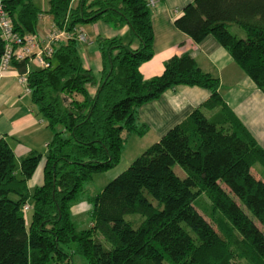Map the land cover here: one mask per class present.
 <instances>
[{
  "label": "trees",
  "instance_id": "1",
  "mask_svg": "<svg viewBox=\"0 0 264 264\" xmlns=\"http://www.w3.org/2000/svg\"><path fill=\"white\" fill-rule=\"evenodd\" d=\"M148 1L47 0L53 31L69 37L53 44L49 68L29 69L27 87L51 139L44 156H27L17 167L0 138V264H56L70 258V243L87 264H264V180L255 168L264 171V150L221 97L218 79L189 54L143 78L139 67L153 57ZM0 4L14 32L36 34L43 12L34 0ZM96 21L127 26L139 43L132 49L120 37H98L99 81L83 67L76 38L78 26ZM173 25L195 43L213 37L264 94V0H193ZM233 25L244 35L233 34ZM4 47L0 36V61ZM26 66L11 61L19 74ZM177 86L210 96L100 193L85 195L84 183L119 164L126 135L146 133L139 108ZM42 157L43 183L30 191ZM200 196L212 207L207 218L195 208ZM81 197L91 224L77 230L71 208Z\"/></svg>",
  "mask_w": 264,
  "mask_h": 264
},
{
  "label": "crops",
  "instance_id": "2",
  "mask_svg": "<svg viewBox=\"0 0 264 264\" xmlns=\"http://www.w3.org/2000/svg\"><path fill=\"white\" fill-rule=\"evenodd\" d=\"M192 1L154 0V6L150 8L153 57L141 64L139 71L144 79L158 76L169 58L189 54L201 71L218 79L221 97L264 150V94L256 88L213 37L207 36L200 43H195L173 25L174 20L181 16L184 6ZM84 25L87 26L77 27V30L82 31L86 37V41L79 44V54L83 67L91 70L97 81L101 79L102 74L101 59L95 44L98 37L105 39L120 37L124 43H131L132 49L139 46L138 41L132 38L127 26L113 28L103 21ZM54 29L51 17L43 12L38 19L36 34L43 37ZM33 66L35 67L34 64L29 63L30 68ZM94 90V88L91 89L90 93H94ZM209 96L210 92L206 89L177 86L167 90L157 100L142 105L138 110V118L139 122L145 125L146 133L143 136L126 135L122 152L125 153L128 141H132L134 147L138 144L135 148L137 153L142 152L147 144L156 143ZM0 138H5L9 143L17 167L27 156L35 153L44 156L51 139L47 123L35 114L30 94L17 81L13 68L0 77ZM142 139H145V142L140 144ZM134 147L128 149L129 155ZM129 165L130 163L128 164L126 160H120L115 168L95 175L100 177L101 181L109 182L123 173ZM43 166L44 157L41 158L35 172L27 182L29 190L42 185ZM90 210L91 206L86 198L81 197L71 208V214L74 220L87 214L89 218Z\"/></svg>",
  "mask_w": 264,
  "mask_h": 264
},
{
  "label": "built area",
  "instance_id": "3",
  "mask_svg": "<svg viewBox=\"0 0 264 264\" xmlns=\"http://www.w3.org/2000/svg\"><path fill=\"white\" fill-rule=\"evenodd\" d=\"M154 6V0L148 1V7ZM0 36L4 42V52L0 61V77L12 70L11 61H27L26 72L19 74L15 71L17 81L25 87V91L30 93L27 87V78L29 73V63L36 68L46 69L50 67V59L53 54V44L61 39H67L69 36L64 32L51 31L40 37L36 34H26L20 36L13 31L10 18L7 16L0 4ZM79 43L86 41L85 34L79 32L76 36ZM28 206H25L27 209Z\"/></svg>",
  "mask_w": 264,
  "mask_h": 264
},
{
  "label": "rangeland",
  "instance_id": "4",
  "mask_svg": "<svg viewBox=\"0 0 264 264\" xmlns=\"http://www.w3.org/2000/svg\"><path fill=\"white\" fill-rule=\"evenodd\" d=\"M34 4L36 5V7H38L41 11H46L47 8H48V5H47V0H34ZM87 25H83V27H86ZM230 31L233 33V34H237V35H242L244 34V31L242 29H240L238 26L236 25H233L230 29ZM31 68H34L31 67ZM131 136H134V135H131ZM127 138V137H126ZM132 138H135V137H132ZM146 138V137H145ZM132 140V139H131ZM137 140V139H136ZM145 139H142L140 141V144H142ZM132 141H128L127 142V148H126V151L125 153L122 152L121 154V161L122 160H126V162L129 164H131L138 156H140L146 149H148L151 145L153 144H147L146 146H144V150H142V152L140 153H137L135 151V148L138 147V144L134 147V145L131 143ZM137 142V141H136ZM149 145V146H148ZM130 147H134V150L133 148L131 149L130 151V155H131V158H130V155L128 154V149ZM255 168H257L261 173H262V179L264 180V171H262V169L260 168L259 165H256ZM175 172L178 174V175H181V176H184V174L182 173V171L178 168V167H175L174 168ZM18 173V171H17ZM100 177H97L96 175H94L92 177V179L86 183L83 184V188H84V191H85V195H95V194H98L102 191L103 187L108 183V182H103L99 179ZM32 191V190H30ZM209 201L204 197V196H200L199 198H197V200L195 201V208L198 212L202 213V215H205L206 213V218L208 216V214L210 213L211 214V210H212V207L210 205V203H208ZM30 215H31V212L28 210L27 212H25V218L27 219V221L29 220L30 218ZM133 218V215H128L126 216V219L127 220H131ZM75 224L77 226V230H82V229H86L88 228V223H89V218H88V214L87 215H84L82 216L81 218L79 219H75ZM138 222V221H137ZM75 250H76V244L75 243H70L68 244L67 246H64V251L69 254L70 258L69 259H66V258H63V260H61L60 262H57L56 264H87L85 258L77 253H75ZM48 264H54L53 261H49Z\"/></svg>",
  "mask_w": 264,
  "mask_h": 264
}]
</instances>
